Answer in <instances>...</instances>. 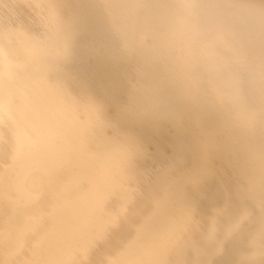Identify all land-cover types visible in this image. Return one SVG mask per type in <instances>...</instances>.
Segmentation results:
<instances>
[{"label": "bare ground", "instance_id": "6f19581e", "mask_svg": "<svg viewBox=\"0 0 264 264\" xmlns=\"http://www.w3.org/2000/svg\"><path fill=\"white\" fill-rule=\"evenodd\" d=\"M0 264H264V0H0Z\"/></svg>", "mask_w": 264, "mask_h": 264}, {"label": "rangeland", "instance_id": "374dc122", "mask_svg": "<svg viewBox=\"0 0 264 264\" xmlns=\"http://www.w3.org/2000/svg\"><path fill=\"white\" fill-rule=\"evenodd\" d=\"M31 8V7H30ZM31 11H33L32 13L33 14H36L37 16H34L32 14H26V12L22 11L19 13L18 17H17V20L13 22V25L15 26V31L16 33H20L22 35H24L25 37L29 38L30 40H35V41H38V42H41L42 44H45V45H50L52 44L53 42V35H54V30H55V24L53 23L52 19L47 15L45 14L44 12H41L39 10H34L31 9ZM27 15V16H26ZM39 15V16H38ZM42 15V16H41ZM31 16L33 17H36V18H39L40 20L44 21L45 23H47L48 25V29H47V34L46 36L43 38V40H40V39H37L35 38L34 36H32L31 34L29 33H23V31L21 30H17V27L19 25H21L23 23L22 26H24L26 23L29 24V22H33V21H29ZM41 21V22H42ZM39 22V21H38ZM43 22V23H44ZM16 23V24H15ZM30 25V24H29ZM21 26V27H22Z\"/></svg>", "mask_w": 264, "mask_h": 264}]
</instances>
